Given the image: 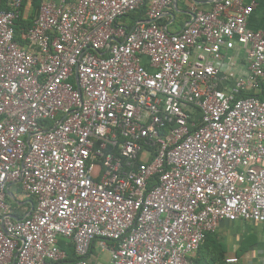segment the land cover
Here are the masks:
<instances>
[{
	"label": "built area",
	"instance_id": "1",
	"mask_svg": "<svg viewBox=\"0 0 264 264\" xmlns=\"http://www.w3.org/2000/svg\"><path fill=\"white\" fill-rule=\"evenodd\" d=\"M175 2L0 0V264H198L222 222L264 225L256 2L171 32Z\"/></svg>",
	"mask_w": 264,
	"mask_h": 264
},
{
	"label": "crops",
	"instance_id": "2",
	"mask_svg": "<svg viewBox=\"0 0 264 264\" xmlns=\"http://www.w3.org/2000/svg\"><path fill=\"white\" fill-rule=\"evenodd\" d=\"M220 0H176L161 24L171 32H179L191 19L192 8L200 11L210 10ZM256 2V7L248 20L252 30L264 31V0H245L246 4ZM246 68L240 66L239 72ZM217 240L225 248L223 261L237 258L236 264H264V225L249 222H222L215 233ZM226 263V262H225ZM227 264V263H226Z\"/></svg>",
	"mask_w": 264,
	"mask_h": 264
},
{
	"label": "trees",
	"instance_id": "3",
	"mask_svg": "<svg viewBox=\"0 0 264 264\" xmlns=\"http://www.w3.org/2000/svg\"><path fill=\"white\" fill-rule=\"evenodd\" d=\"M38 8H39L38 1H34V10H33L28 21H22L23 27L28 28L32 24V20L34 19V16L37 13ZM145 13H146L145 8H141L140 10L131 13L128 16V17H130V19H129L131 21L130 23L134 24V22L137 20L145 19V16H146ZM161 22H162V20L160 21V23ZM260 97L264 98V83L262 85V93L260 94ZM9 201H11V200L9 199ZM203 248H206V252L203 255H200V251ZM69 251H70L69 253H71V255L73 256V250L70 249ZM224 252H225V248L222 244L219 243L215 233L209 234L207 236V239H206L204 245L198 251V253L195 257V261L198 264H226L223 261Z\"/></svg>",
	"mask_w": 264,
	"mask_h": 264
},
{
	"label": "rangeland",
	"instance_id": "4",
	"mask_svg": "<svg viewBox=\"0 0 264 264\" xmlns=\"http://www.w3.org/2000/svg\"><path fill=\"white\" fill-rule=\"evenodd\" d=\"M130 19V17H126V21H128ZM14 192L16 193V195L18 196V198L20 200H22L24 198V193L20 190H17V188H14ZM206 252V248H203L201 251H200V255H203L204 253ZM102 260L106 263H109L110 262V256L108 253H104L102 254Z\"/></svg>",
	"mask_w": 264,
	"mask_h": 264
},
{
	"label": "water",
	"instance_id": "5",
	"mask_svg": "<svg viewBox=\"0 0 264 264\" xmlns=\"http://www.w3.org/2000/svg\"><path fill=\"white\" fill-rule=\"evenodd\" d=\"M220 1H223V0H220ZM175 5H177V2H175ZM8 195L9 197L13 198L11 193H8Z\"/></svg>",
	"mask_w": 264,
	"mask_h": 264
}]
</instances>
